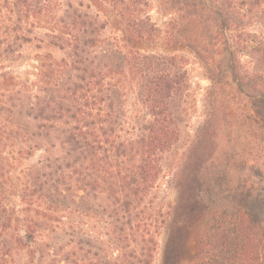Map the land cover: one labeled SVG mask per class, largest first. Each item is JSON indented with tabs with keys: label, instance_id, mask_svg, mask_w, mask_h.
<instances>
[{
	"label": "trees",
	"instance_id": "obj_1",
	"mask_svg": "<svg viewBox=\"0 0 264 264\" xmlns=\"http://www.w3.org/2000/svg\"><path fill=\"white\" fill-rule=\"evenodd\" d=\"M51 2L0 0V60L11 59L32 43L62 53L58 58L39 55L38 81L10 90L8 99L0 100V109L12 113L24 106V115L36 122L28 131L25 155L42 147L39 138L53 136L51 145L58 148V155L51 164L46 158V168L36 180L61 198L97 202L110 219L107 231L113 248L100 251L72 240L58 246V256L49 264H156L159 226L151 194L166 155L181 137L176 104L188 91L187 74L177 67V56L147 50L156 28L138 14L143 0H101L112 11L104 16L99 10L93 13L82 0H66L61 14ZM227 7L240 20L264 18V0H228ZM112 22L115 29L107 34L105 28ZM249 37L241 30L228 37L226 27L214 32L213 46L226 62L222 68L216 56L204 59L213 85L230 82L242 92L245 84L257 89L261 81L255 79L264 81L263 73L245 80L237 66L243 51L264 65V44ZM125 69L137 79L144 106L132 123L118 81ZM33 86L39 92H31ZM248 101L261 115L264 92ZM12 133L17 131L11 129ZM211 166L209 147L195 140L179 174L177 204L160 264H264V225L253 220L240 202L219 204L225 200L220 186L224 176L212 172ZM2 226L0 264H13L11 250L1 240ZM31 227L28 234L34 236Z\"/></svg>",
	"mask_w": 264,
	"mask_h": 264
},
{
	"label": "rangeland",
	"instance_id": "obj_2",
	"mask_svg": "<svg viewBox=\"0 0 264 264\" xmlns=\"http://www.w3.org/2000/svg\"><path fill=\"white\" fill-rule=\"evenodd\" d=\"M82 1L92 6L93 13L98 10L101 16L112 13L101 0ZM55 2L59 11L55 8L54 11L61 14V5L66 0L51 3ZM143 2L138 14L141 19L147 16L156 28L147 50L164 57L177 56L176 65L186 72L188 80V91L176 104L181 137L166 155L163 173L151 194L159 226L155 263L160 264L167 225L177 204L179 174L195 140L209 147L212 172L221 171L224 176L220 186L225 200L221 199L219 204L232 206L240 202L253 220L264 225V109L259 115L248 101L249 96L264 92V81L257 78L256 81H261L257 89L245 84L242 92L230 82L213 85L203 64L212 54L219 58L222 68L225 65V58L213 46L214 32L221 27L227 28L228 37L234 30H241L250 34L249 40L264 44V18L252 16L240 20L229 12L228 0ZM52 13L53 10L51 16ZM114 29L112 22L105 31L109 34ZM44 53L56 58L62 55L56 49H38L32 43L11 59L0 60V100H7L10 90H22V84L38 81L37 59ZM237 63L247 81L264 74V65L249 52L238 53ZM213 68L216 73L218 68L215 65ZM118 81L124 93L127 119L132 123L144 112L137 79L125 69ZM31 92H39V87L33 86ZM23 108L17 107L12 113L0 109V226L4 227L1 240L9 246L13 264H49L58 256V246L72 240H82L97 249L113 248L107 231L110 219L97 202L79 197L74 201L64 199L47 185H39L36 176L45 170L46 158H51L50 164L53 162L58 148L51 145L55 143L53 136L39 138L42 147L32 155H25L23 147L30 139L28 131L37 124L24 115ZM11 129L17 134L11 135ZM28 226L35 230L34 236L28 234Z\"/></svg>",
	"mask_w": 264,
	"mask_h": 264
}]
</instances>
